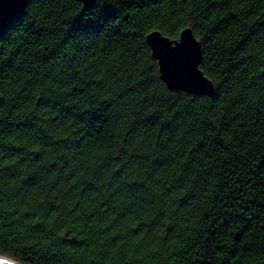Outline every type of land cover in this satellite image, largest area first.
<instances>
[{"label": "trees", "instance_id": "1", "mask_svg": "<svg viewBox=\"0 0 264 264\" xmlns=\"http://www.w3.org/2000/svg\"><path fill=\"white\" fill-rule=\"evenodd\" d=\"M186 28L213 97L145 41ZM0 256L264 264V0H32L0 38Z\"/></svg>", "mask_w": 264, "mask_h": 264}, {"label": "water", "instance_id": "2", "mask_svg": "<svg viewBox=\"0 0 264 264\" xmlns=\"http://www.w3.org/2000/svg\"><path fill=\"white\" fill-rule=\"evenodd\" d=\"M32 0H0V38L19 21ZM85 9H91L96 0H77ZM153 60L157 63L161 81L171 92L213 97L214 87L200 68L201 44L190 28L171 40L159 31L145 37ZM0 264H20L0 256Z\"/></svg>", "mask_w": 264, "mask_h": 264}]
</instances>
